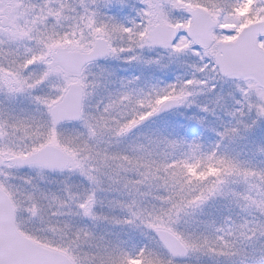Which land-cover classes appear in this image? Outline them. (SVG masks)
<instances>
[{
  "label": "snow or ice",
  "instance_id": "obj_1",
  "mask_svg": "<svg viewBox=\"0 0 264 264\" xmlns=\"http://www.w3.org/2000/svg\"><path fill=\"white\" fill-rule=\"evenodd\" d=\"M0 264H264V0H0Z\"/></svg>",
  "mask_w": 264,
  "mask_h": 264
}]
</instances>
